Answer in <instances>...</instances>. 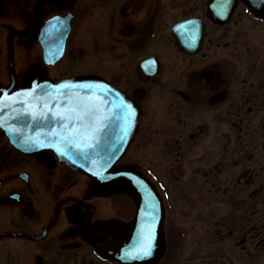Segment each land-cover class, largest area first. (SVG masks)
Listing matches in <instances>:
<instances>
[{
  "label": "flooded vegetation",
  "instance_id": "1",
  "mask_svg": "<svg viewBox=\"0 0 264 264\" xmlns=\"http://www.w3.org/2000/svg\"><path fill=\"white\" fill-rule=\"evenodd\" d=\"M87 25L100 41L82 38ZM0 27L8 77L9 53L21 49L26 65L14 88L88 75L134 101V134L113 170L146 178L101 184L0 130L18 159L0 165V264H264V0H0ZM129 71L137 84L126 91ZM136 137L164 139L165 163L126 158ZM206 209L215 242L230 239L235 256L182 258L205 249ZM133 227L139 240L153 232L150 258H117Z\"/></svg>",
  "mask_w": 264,
  "mask_h": 264
},
{
  "label": "water",
  "instance_id": "2",
  "mask_svg": "<svg viewBox=\"0 0 264 264\" xmlns=\"http://www.w3.org/2000/svg\"><path fill=\"white\" fill-rule=\"evenodd\" d=\"M67 32L68 27L63 28L61 46ZM8 63L13 81L10 53ZM12 83L7 88L0 87V127L13 146L29 154L52 150L60 161L101 184L124 177L146 180L139 174L136 177L127 171H113L137 123L134 103L118 89L92 76L56 82L34 78L28 86L15 90H11ZM121 105L131 106L130 117ZM89 107L91 115H85ZM143 243L144 237L139 240L132 232L124 250L116 256L124 261L150 258L152 250L148 255L138 251Z\"/></svg>",
  "mask_w": 264,
  "mask_h": 264
},
{
  "label": "rangeland",
  "instance_id": "3",
  "mask_svg": "<svg viewBox=\"0 0 264 264\" xmlns=\"http://www.w3.org/2000/svg\"><path fill=\"white\" fill-rule=\"evenodd\" d=\"M99 30L95 28V25H87L84 26L82 31H81V35L83 39H87L89 38L92 42H97L100 41V33L98 32ZM4 29L0 27V83L1 84H6L9 81V77H8V73H7V64H6V58L4 55V52L6 50V45L4 42V35H3ZM20 45H17V47L19 48ZM21 49H16V51L14 52V56H13V64H14V69L18 75V77L22 76V72L25 68L24 63L22 62L23 58L21 57ZM36 58V54L34 50L29 51L28 55H27V59L25 60L28 64H30L31 62L35 61ZM31 60V62H30ZM24 61V62H25ZM94 63V58L93 57H89L86 61L83 62L82 65H79V67L82 68H88V66L92 65ZM52 72V71H51ZM124 75L127 76V79L125 80L124 84L126 87V91H128L129 88H131V86L137 84V75L134 71H129L128 73L123 72ZM19 80V79H18ZM141 142L140 140L137 141V137L135 138V140H133L132 144L130 145V147L128 148L125 157L128 158L130 156L132 157H138L142 156L143 159H145V161L149 162V163H156V158L158 159V161H160L161 165H163L165 163V161L162 159V157L164 156V153L161 152V155L159 154V151L157 152V149L161 148L163 151L165 150V140L161 139H153V140H148ZM157 142V143H156ZM143 143V144H142ZM151 144H153L154 146H152ZM139 155V156H137ZM165 157V156H164ZM18 159L14 158V155L9 153L6 150V146L3 142L2 136L0 135V165L1 167L4 166V164H8V163H12V162H16ZM125 160V159H123ZM122 162V161H121ZM119 199H122V197L120 196ZM190 218V225H192V228H194L195 230H192V232H195L198 229V219L201 218L202 216H199L198 213L197 215H191L188 214ZM191 215V216H190ZM213 216L211 211H207V209L205 210V215L204 217V221L203 223L201 222L200 224V228H201V235L198 236L199 240H203L205 243V249L203 251H183L182 253V258L185 257H192V256H197V255H204L203 257H205L206 259H211L213 256H215V254H226V256L228 257V255H232L235 256L236 252L235 247H233L232 241L230 239H225L222 240L221 245H217L220 241L218 240V242H215L216 239L212 234V231L209 230L212 227V222H213ZM194 217V218H193ZM205 223V224H204ZM204 224V225H203ZM194 226V227H193ZM221 246V247H220ZM33 246H30V248H32ZM261 259L264 260V257H260ZM51 264L53 262H50Z\"/></svg>",
  "mask_w": 264,
  "mask_h": 264
},
{
  "label": "snow or ice",
  "instance_id": "4",
  "mask_svg": "<svg viewBox=\"0 0 264 264\" xmlns=\"http://www.w3.org/2000/svg\"><path fill=\"white\" fill-rule=\"evenodd\" d=\"M121 108L127 112V117H130L132 115L130 105H121ZM91 112H92V109L90 107L86 108L85 115H91ZM127 117H125V118H127ZM61 118L63 119V117H61ZM125 134H127V129H125ZM92 146L93 145H91V144L87 145V147H92ZM77 147H80V145L78 144ZM152 208L154 209L155 205H152ZM153 239H154L153 232L151 230H149L147 235L144 237V243L140 246L138 251L143 255H148L151 251V248H152Z\"/></svg>",
  "mask_w": 264,
  "mask_h": 264
}]
</instances>
